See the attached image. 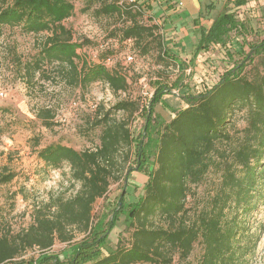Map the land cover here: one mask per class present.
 <instances>
[{"label": "trees", "instance_id": "trees-1", "mask_svg": "<svg viewBox=\"0 0 264 264\" xmlns=\"http://www.w3.org/2000/svg\"><path fill=\"white\" fill-rule=\"evenodd\" d=\"M78 1L84 3L85 11L93 10L95 17L122 23L112 38L120 43L133 42L141 56L157 52L161 64L176 63L162 28L151 17L152 7L143 3L0 0V37L4 27H18L26 34H47L34 61L24 67L27 81H33L37 74L49 80L45 65H54L70 87L87 91L93 84L104 83L113 94L126 95L91 122L93 128L100 129V145L95 149L79 151L59 142L37 151L47 167L68 165L72 180L80 188L70 198L58 197L49 203L51 216L39 211L33 223L17 234L0 227V264H10L36 247L49 250L56 240L69 242L73 229L84 238L69 257L43 254L27 264H173L176 257L188 260L197 244L201 246L197 264H250L262 237L251 220L264 205V40L259 44L244 42L240 63L204 92L184 95L187 107L175 111L169 122H159L155 108L166 93L172 92L168 85L156 82L145 107L140 100L127 97V68L108 64L116 56L112 49L103 47L93 62L81 59L78 50L89 41H75L64 25L74 15ZM247 3L234 0L237 8ZM206 9L209 14L216 10L213 4ZM245 28L234 12L218 13L209 29L200 30L193 60L211 45H226L232 32ZM247 62L254 64L250 74ZM237 112L244 114L246 122L240 131L233 125ZM118 113L126 118L118 119ZM138 113L145 115L146 122L136 137L130 118ZM37 117L45 127H49L46 120L53 118L49 109L41 110ZM134 155L135 166L131 167ZM152 158L144 194L134 203H126L123 190L107 227L104 217L95 221V204L106 198L112 183L125 179L127 186L129 175L144 172ZM214 176L217 182L199 195L198 187ZM13 179V174L3 175L0 184ZM126 210L129 238L122 235L116 246L109 248L111 232Z\"/></svg>", "mask_w": 264, "mask_h": 264}, {"label": "rangeland", "instance_id": "rangeland-1", "mask_svg": "<svg viewBox=\"0 0 264 264\" xmlns=\"http://www.w3.org/2000/svg\"><path fill=\"white\" fill-rule=\"evenodd\" d=\"M201 1L215 5L216 10L210 13V17L214 18L218 13L230 10L246 28L241 32H232L226 45H211L208 51L201 52L195 60L193 53L201 33L193 32L191 28L188 30L190 38L186 47H181L183 51L179 57L172 56L176 63L170 65L161 64L155 51L141 56L133 42L120 43L112 38V32L122 23L117 19L95 17L93 10L85 11L82 1L76 2L74 15L64 25L72 31L75 41H89L88 46L78 50L81 59L96 61L103 47L114 51L116 56L113 63L127 68L130 83L127 97L140 100L146 107L157 87L155 83L160 81L168 85L172 92L166 93L162 102L156 105L155 116L159 122H169L175 111L187 107L184 95L204 92L216 84L226 70L242 61L240 48L244 42L259 44L264 40V0H248L247 5L240 8L235 7L234 0ZM139 2L144 3V0ZM200 5L204 9V4ZM204 13L208 18L206 9ZM193 19L189 18L187 27L192 26ZM144 21L148 22L146 17ZM46 35L26 34L18 27H4L0 37V178L3 175H14L11 182L0 184V227L13 234L27 229L39 211L51 216L52 212L47 208L49 203L58 197L70 198L80 188L72 180L68 165L60 169L47 167L38 158L37 151L48 144L59 142L79 151L95 149L100 145V129L93 128L91 122L126 96L113 94L104 83L93 84L87 91L70 87L65 84L54 65H45L49 80L39 78L37 74L33 81H27L24 67L34 61ZM227 50L233 51V54ZM244 50L249 51L248 46ZM185 51L190 54L188 58ZM128 56H133L134 61L127 63L125 58ZM253 67V63L247 62V73H252ZM48 109L53 118L46 120L49 127H45L37 115L41 110ZM116 117L122 119L126 115L118 113ZM145 120V115L139 113L130 118L136 137L144 130ZM233 125L237 131L246 126L243 113L235 114ZM37 143L39 146H36ZM134 161L135 155L131 167L135 166ZM152 162L153 158L144 172L133 171L127 186L125 179L112 183L106 198L95 204V221L104 217L103 224L107 227L106 223L112 217L123 190H126V203H134L144 194ZM216 182L217 177H212L205 186L198 187L197 193L202 195ZM190 204L193 205L191 198ZM125 213L127 210L120 215L116 228L111 232L109 248H114L122 235L129 238L125 230ZM251 224L256 230L262 231V237L250 264H264V205L253 215ZM72 234L73 238L69 242L56 240L46 251L38 247L29 249L10 264L21 261L27 264L43 254L69 257L74 247L84 238V234L78 230L73 229ZM200 256L201 246L197 244L188 260L179 261L176 257L173 264H197Z\"/></svg>", "mask_w": 264, "mask_h": 264}, {"label": "crops", "instance_id": "crops-1", "mask_svg": "<svg viewBox=\"0 0 264 264\" xmlns=\"http://www.w3.org/2000/svg\"><path fill=\"white\" fill-rule=\"evenodd\" d=\"M200 3L204 4V9ZM143 4L152 7L151 17H153L154 23L161 26L166 46L176 57H179L183 51L181 47H186V42L190 38L188 30L192 28L193 32L200 33L201 29H209L214 19L210 17L208 11L206 14L208 18L205 17L204 12L209 4L201 0H144ZM189 18H194V21H192V26L187 27L186 23ZM185 54L186 58L190 55L186 51Z\"/></svg>", "mask_w": 264, "mask_h": 264}, {"label": "built area", "instance_id": "built-area-1", "mask_svg": "<svg viewBox=\"0 0 264 264\" xmlns=\"http://www.w3.org/2000/svg\"><path fill=\"white\" fill-rule=\"evenodd\" d=\"M128 1L129 3H136V2H139V0H126ZM126 62L127 63H130V62H133L134 61V57L133 56H128L125 58ZM108 64H113V61L112 60H108Z\"/></svg>", "mask_w": 264, "mask_h": 264}]
</instances>
